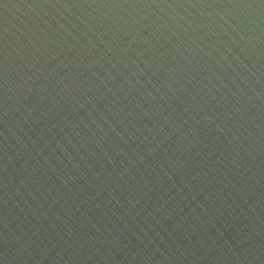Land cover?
<instances>
[{
  "label": "water",
  "instance_id": "1",
  "mask_svg": "<svg viewBox=\"0 0 264 264\" xmlns=\"http://www.w3.org/2000/svg\"><path fill=\"white\" fill-rule=\"evenodd\" d=\"M0 264H264V0H0Z\"/></svg>",
  "mask_w": 264,
  "mask_h": 264
}]
</instances>
